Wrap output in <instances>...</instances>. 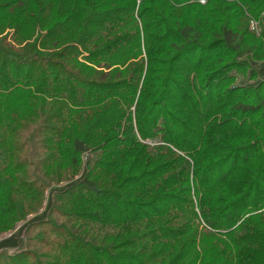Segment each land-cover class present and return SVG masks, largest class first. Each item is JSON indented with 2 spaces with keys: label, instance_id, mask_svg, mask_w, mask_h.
Masks as SVG:
<instances>
[{
  "label": "trees",
  "instance_id": "trees-1",
  "mask_svg": "<svg viewBox=\"0 0 264 264\" xmlns=\"http://www.w3.org/2000/svg\"><path fill=\"white\" fill-rule=\"evenodd\" d=\"M0 264H264V0H0Z\"/></svg>",
  "mask_w": 264,
  "mask_h": 264
},
{
  "label": "rangeland",
  "instance_id": "rangeland-1",
  "mask_svg": "<svg viewBox=\"0 0 264 264\" xmlns=\"http://www.w3.org/2000/svg\"><path fill=\"white\" fill-rule=\"evenodd\" d=\"M251 28H253V27L250 26V29H251ZM20 225H22V223H20L18 227H20ZM18 227H17V228H18ZM6 235H8V234H4V236H6ZM9 252H13V249H10Z\"/></svg>",
  "mask_w": 264,
  "mask_h": 264
},
{
  "label": "built area",
  "instance_id": "built-area-1",
  "mask_svg": "<svg viewBox=\"0 0 264 264\" xmlns=\"http://www.w3.org/2000/svg\"><path fill=\"white\" fill-rule=\"evenodd\" d=\"M251 27H253L254 26V23H251V25H250Z\"/></svg>",
  "mask_w": 264,
  "mask_h": 264
}]
</instances>
